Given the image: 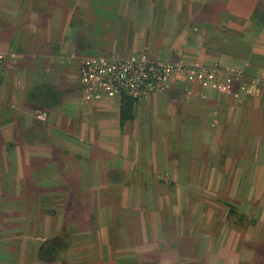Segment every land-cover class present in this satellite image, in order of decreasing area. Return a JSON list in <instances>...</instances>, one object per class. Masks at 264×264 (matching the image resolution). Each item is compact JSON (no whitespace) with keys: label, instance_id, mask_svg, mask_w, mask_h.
I'll list each match as a JSON object with an SVG mask.
<instances>
[{"label":"crops","instance_id":"1","mask_svg":"<svg viewBox=\"0 0 264 264\" xmlns=\"http://www.w3.org/2000/svg\"><path fill=\"white\" fill-rule=\"evenodd\" d=\"M38 1L26 0V5L32 8L30 9L31 13L26 11V16L29 14L31 16L27 20L26 50L24 53L26 56V89L29 88L28 91L26 90L25 95L28 100V93L34 92L36 88L40 89L43 86H48L61 91L63 96L59 100V104L55 105V108L47 109L51 112L48 124L45 126L38 121L44 125L45 135L33 138V144H30L27 138V133L35 122L30 111L38 108L44 109L41 102L43 99L34 97L28 101L26 100V120L21 136L24 143L21 147L26 151V190L41 189L48 191V189H51L63 192L70 191L71 197L69 201L71 207L81 208L89 207L88 205H90L100 209L105 208L107 215L109 214V216L106 215V222L109 221L111 223L108 225L109 229H111L110 226L112 225L110 217L112 209L132 208L135 209V212L139 209L140 223L144 230V241L135 247L138 254H143L140 255L142 258L138 261V264H152V262L148 261L151 259H161L160 262L162 264H184V261L181 260H186L190 257L185 253V250L190 247L187 244L191 243L196 233L184 226V220L183 225L179 220L181 217L185 219L183 215L194 205L206 207L205 210L208 214H204V222L209 225L208 228L213 222V232L206 231L204 234L203 240L209 239V245H206L208 249L204 248L203 242L204 251L199 253L201 258L197 261L200 263L203 260L204 264H237L240 254L244 253L245 245H242V243L245 240L238 243L240 239L235 230L238 225L233 221L226 220L229 208L223 216H218L215 211L218 207L222 208L223 204L220 202V199H222L226 202L225 208L229 207V205L234 206L238 212L240 211L245 216H252L256 220L260 214L257 210L258 208L255 207V199L252 198L254 196L252 194L254 184L252 183L250 188L244 187L245 183L241 187L239 184H235L232 190L236 192L246 190L250 192V195L247 201L232 203L229 202L231 197L225 199V194L218 188H216V191L210 192L206 188L205 180L202 181L201 179V176L207 174L223 177L231 172V174L238 175L239 171H241L242 175L255 176L256 174L257 169L250 167L249 164H246V166H237L235 164V160L239 156L237 151H225V146L223 145L228 142L226 141V137L229 138L227 135L225 137L222 131L217 130L214 135H211L210 131H207L211 126H217L214 123H217V119L221 117V114L226 116L227 113L228 118L226 121L229 123V119L233 118L232 116L234 115L232 111L235 109V102L233 103L230 97L221 96L199 85L186 84L185 87L181 85L174 87L168 94L154 95L146 102H138L135 108L134 120L126 122L122 129L120 124L121 100L117 99L108 104L86 103L80 96V85L77 91L73 88L74 84L79 81V66L72 68L68 65L64 67L60 63L58 64L60 62L59 59L67 56L70 48L68 41L65 39L67 37L66 32H71L72 28L71 23L67 21V15L72 16V9L76 7L78 9V5L71 7L73 2L78 0H69L70 6H66L65 9L62 7L64 4H61L62 6L60 4H51L52 7L50 2H46L49 5L47 7V4L39 5ZM94 1H102V3L98 5L90 3L88 8L81 7L88 12V15H92L94 12H96L97 18L102 15L101 21L93 18L86 27L87 32L93 33V31H96L98 33L97 43L94 40L95 35L86 37L90 45L89 50H91L87 52V54H91L88 56L94 55L92 54L93 47H91L94 43L93 49L100 55L118 54L129 56L140 51H145V53L152 51L155 52V55L149 52L148 54L154 58L156 56L157 59L174 61L180 58V54L187 53L185 58H189L190 61H199L200 57L198 59L197 55L194 54L195 51L190 49L192 46L200 47L202 45L200 41L194 45L192 43L188 44L189 41L179 44L174 36L167 37V34H165V38L160 37L158 25L154 22L156 19L153 18L156 14L154 1L157 0ZM149 1H151L150 11L141 9L145 4L148 5ZM161 12L164 13L163 11ZM41 17L47 23L41 21ZM147 30L148 32L146 33ZM49 31H53L59 36L54 37V33L50 34ZM12 33L13 31L10 29L9 32L4 31L6 35L11 34L13 36ZM109 33H113L111 40L106 38ZM15 38H18V36H15ZM53 38H55L56 43L52 42ZM6 46L9 47L10 44L7 43ZM45 49L46 53L43 51ZM165 53L169 55H165ZM234 53L233 49H231L227 54L220 53L219 58H217L218 54H213L212 58L214 57V62H216L214 65L222 67L245 65L246 68L254 65V62H249L248 59H245V56L237 51ZM201 58L205 61L204 55ZM245 70L248 71L249 69ZM256 75L264 76V71L257 70ZM1 90L3 98H6L5 93L8 91V95H11V100L16 101L18 97L16 92L7 90L6 87H0V92ZM5 101V99L2 100L1 104H5ZM246 102L242 104V109L251 106V103ZM1 104L0 136L4 138L5 143H17L18 136L15 135L16 116L13 114L10 115L11 117H3L5 109H3L4 106ZM188 105L190 107H187ZM191 108L199 116L198 109L202 111L203 115L200 117L202 123L189 125L191 121L188 120L182 109L186 111V109L190 110ZM253 111L256 112L257 121H259V117L261 118V126H263L264 105L261 107L258 105L251 112ZM178 112L184 116V121L177 116ZM51 116L52 118H50ZM189 118H192V116L189 115ZM213 118L214 121L212 122ZM252 120H254L253 116ZM179 122L184 123L182 124L183 126L181 125L182 128L186 125L191 129V133L188 130L189 139L186 135L187 141L198 133L201 137L200 143H203L202 139H204L206 144H214V151L209 152L206 156L207 161L205 158L203 163L198 162V153L182 152V147L176 145V143L180 144V142L177 141L175 143L174 140L170 142L172 146L165 149V155L160 157L157 147L154 146L156 141L152 142L151 139H148V131L146 135L141 134L143 128L147 130L150 127L161 129L160 132L157 131V136L159 133H174ZM158 124L160 126H157ZM143 125H146V127H143ZM226 126L229 132L232 125L226 124ZM139 127L140 139L137 135ZM179 133L185 134V131L183 132L182 130ZM131 137H133V141H130L129 138ZM237 143L238 140L233 141L234 145H237ZM131 147L133 156L129 153ZM212 153L217 157L219 155L222 156L228 162L218 164L215 169H212L210 164L212 159L208 160ZM35 161L39 163L38 166L32 164ZM63 161L65 163L69 161V163L65 164L67 168H64V166H60L61 169L59 170V167L52 168L50 166L46 168L51 163L63 165ZM162 162L163 164L161 165L160 163ZM190 163H193V165ZM232 163L234 166H232ZM261 164L262 162L255 165L258 168ZM164 176H168L170 182H174L172 183V186H174L172 189H167L166 186H169V183L167 185L160 184L159 178L162 177V180ZM192 176L200 177L196 182L200 187V189L196 188L198 192L202 190L204 193H208L207 197L204 196V202L202 200L197 202L196 195L198 193H196L195 189L193 191L190 190L189 194V188L185 187ZM168 177L165 180L169 179ZM194 181L192 180V182ZM181 185L183 186L181 187ZM221 186L222 190H224L223 185ZM231 186L233 185H227L225 188L231 189ZM83 191L92 192L88 196L89 199L80 198L75 194ZM91 200L94 203L91 204ZM66 201L68 200L66 199ZM85 201H88L87 203L89 204L87 205ZM191 202L193 204H190ZM158 208H167L168 211L162 216L158 212L155 215L154 211ZM112 212L114 213V211ZM40 216L41 220L39 221L44 224L43 231L46 234L51 220L46 214L42 213ZM51 216L49 214V217ZM59 216L61 218L64 217L62 214H59ZM101 216L98 217L100 224L105 218ZM51 218L53 219L54 217ZM160 218L162 222L159 221ZM255 220V225H251L252 229H250L251 226L248 228L250 237H246L247 243L253 242L257 238L255 236L256 231L264 226V217L260 216L257 221ZM159 225L162 227L161 231ZM108 228L100 227L98 235L105 237L104 232L108 233ZM160 233L162 234L160 235ZM46 236H39V234L33 237L26 236L30 240L26 242V245H31L32 241L47 242ZM108 237L110 241V234H108ZM105 240L106 238L102 239L104 241L103 252L107 251L102 257L103 261H106L111 254H109V241L105 242ZM43 243H39L41 244V249ZM232 244H234V248L238 252L230 251L228 247H231ZM26 249H28V246H26ZM24 251L25 249L22 245L20 251L22 255ZM188 254L193 256V253L189 251ZM232 255L235 256L233 257ZM164 256H170L171 262H164ZM69 257L71 258L70 253L67 254V261ZM22 261L23 257L19 259V264H22ZM5 264L8 263L5 262Z\"/></svg>","mask_w":264,"mask_h":264},{"label":"rangeland","instance_id":"2","mask_svg":"<svg viewBox=\"0 0 264 264\" xmlns=\"http://www.w3.org/2000/svg\"><path fill=\"white\" fill-rule=\"evenodd\" d=\"M38 2L41 6L49 2L50 5L60 4V6H62L61 4H64L65 6H62L63 9H65L66 6H70L69 0H39ZM90 3L98 5L102 3V1L78 0L74 1L73 5H71V7L78 5V9L77 7L73 8V15H67V21L68 23H71L70 25L72 28L71 32H66L67 37L65 39L68 41L70 48L68 49L67 56L59 59L60 62H58V64L60 63L61 66L65 67L68 65L72 68L79 66L80 68L82 60L90 57L88 55H91L89 53L87 54V52H90L91 50L88 51L90 45L87 44L86 37L95 35L94 40L96 43L98 42V33L96 31H93V33L86 31L88 23H90L93 18L94 20L97 18L95 15L96 12H94L92 15H88V12L81 8H88ZM229 4L232 6L231 10L233 11V15L228 11L221 10L223 8H227ZM258 4H261L264 8V0H157L154 1V9L156 14L153 18L156 19L154 22H156L158 25V33L160 37L165 38V34H167V37L174 36L177 39V43L179 44L189 41L188 44L192 43L194 45L198 44V41H200L202 43L200 47L198 46V48H196L195 46H192L190 50L195 51L194 54L197 55L198 59L200 57L199 61H194L200 62L201 65L208 67L219 66L214 65L216 62H214V57L212 58V55L218 54L217 58H219L220 53L227 54L231 49H233V53L237 51L241 55L245 56V59H248L249 62H254V65H250L247 68L245 65V67L243 65L238 67H229L233 70H241L243 74L241 81L232 83V87H230L227 92L220 93L211 90V87H202L207 88L209 91H213L221 96L230 97L233 100V103L235 102L236 106H234L235 109L232 111L234 112V115L232 116L233 118L229 119V123L226 121L228 118L227 113L226 116H223L220 113L221 117H218L217 123H214L217 126H211L207 131H210L211 135H214L216 130L222 131L225 137L227 135L229 138L226 137V141L228 142L226 145H223L225 146V151H237L239 156L236 158L235 164L237 166H246V164H249L250 167L257 169L256 174L255 176L242 175L241 171H239L238 175L234 173L231 174V172L225 174L223 177L207 174L205 176H201V179L202 181L205 180L206 188L210 192L216 191V188H218L220 191H222V193L225 194V199H229V197H231L229 202L232 203L247 201L250 195V192L246 190L237 192L232 190L235 184H239L241 187V185L245 183L244 187L250 188L253 183L254 191L252 194L254 196L252 198L255 199V207L258 208L257 210L260 214L259 217H264V124L261 126V118L259 117L260 122L257 121L256 112H251L252 109L256 108L258 105H260V107L264 105V76L256 75L257 70L264 71V48L262 49V47H264V24L261 22L259 23V21L262 20L260 15L255 16L254 20L248 18L249 11L253 9L254 5ZM47 7H49L48 4ZM31 8L32 7L29 8V6L26 5V0H0V55L4 57V62L0 64V87H6L7 90H13V92H16L18 95L16 101H14L11 100V95H8V91L5 93L6 98L2 97V90L0 92V104L2 100H6L5 104H1L4 106L3 109H5L3 112V117H9L10 115L15 114V135L18 136V144L5 143L4 138L0 136V264H5V262L8 264H19V259L21 257H23L22 264H138V261H140L142 258L140 255L143 254H138L135 247L137 244L143 243L144 241V230L142 228V224L140 223L139 209H137L136 212L135 209L132 208L112 209L114 213L110 211L112 215H110L112 225L110 226L111 229H109L108 225L110 222H106V217L109 216V214L107 215L105 208L100 209L96 206L91 207L88 205V201H85V203L89 207H71V203L69 201L71 197L70 191L63 192L54 191L51 189H48V191L41 189L26 190V151H24L21 147L24 144L22 142L23 138L21 136L22 131L24 130L23 125L25 124L26 120L27 98L25 93L26 90L28 91L29 89H26V56L24 53L26 50V29L28 27L27 20L31 14L26 16V11H30ZM150 8L151 1L148 2V5L145 4L141 7V9H147L148 11H150ZM262 11L264 13V10ZM28 13H31V11ZM101 16L102 15H100L97 20L101 21ZM40 20L47 23L43 17H41ZM9 29L13 31L12 34L14 38L11 34H4V31L9 32ZM47 31L46 34L49 38ZM147 32L148 30L146 33ZM52 33L54 32H50V34ZM109 34L106 38L111 40L113 33ZM15 36H18V38H15ZM55 36L57 37L59 35L54 33V37ZM52 42H55V38H53ZM7 43L10 44L9 47L6 46ZM93 44L91 47L94 48ZM12 46L13 48H11ZM93 48L92 54L94 55L91 57H95L98 54ZM43 51L45 53L47 52L46 49ZM148 52L145 53V51H140L133 53V55L141 53L148 54ZM149 53L155 55V52L151 51ZM12 54H16V57L12 58ZM98 55L108 58H127L132 56H121L118 54ZM165 55L169 54L165 53ZM186 55L187 53H182L180 54V58H178V60L176 59L172 62L184 60L185 62L194 63V61H190L189 58H185ZM203 55L205 57V61H203L201 58ZM67 57H72V59L67 60ZM155 58L157 57L155 56ZM245 69L249 70L247 71ZM78 83L74 84L73 86L75 91L79 89L78 86L80 83ZM255 84H258V89L251 88ZM181 85L185 87L186 83L182 82ZM243 85H246L244 90ZM79 90L80 96L84 100L81 86ZM171 91L172 90L162 94H168ZM245 101H247L246 103H251V106L242 109V104ZM191 102H193V100H191ZM95 103L108 104L112 102ZM253 105H255V107H253ZM187 107H190V105ZM198 111L200 116L198 113L193 112L192 108L190 110L186 109V111L182 109V112L188 117V120L191 121V124L189 125L202 123L200 117L203 115V113L200 109H198ZM42 112H46L48 114L46 120H41L38 118L39 113ZM30 113L35 119L34 124H36V121L41 122L45 126L48 124L49 116L51 114L49 110L33 109V111H30ZM189 115L192 116V118H189ZM177 116L182 118L184 121V116L182 114L178 112ZM252 116L254 120H252ZM50 118H52V116ZM162 121L165 122L164 120ZM213 121L214 118L212 119V122ZM182 124L184 123L179 122L177 124V128L175 129L174 133L169 132L163 134L159 133L161 129L157 127H155L156 129L150 127L148 128L149 130L143 128L141 134L146 135L148 131V139H151L152 142L156 141L154 146L157 147L160 157H162L161 155H165V149L170 148L172 146L170 142L174 140L175 143L177 141L180 142V144L176 143V145H180L182 147V152L188 151L192 154L198 153L197 160L198 162L203 163V160L206 158L208 153L214 151V144H206V140L204 139H202L203 143H200L201 137L198 135V133L194 134V136H192L193 138L191 137V139L187 141L186 135L189 139L190 136L188 135V130H190L191 133V129L186 125L184 128H182ZM226 124L232 125L229 129V132ZM44 125H42V128ZM157 126H160V124ZM143 127H146V125H143ZM182 130L183 132L185 131V134L179 133L182 132ZM157 131H159L158 136ZM137 135L140 139V127ZM129 139L130 141H133V137ZM235 140H238L237 145L233 144V141L235 142ZM129 153L131 156H133L132 147ZM209 159H212L210 162L212 169H215L218 164H225L228 162V160H224L220 155L219 157L214 156V153L209 156L208 160ZM260 162H262V164L257 168L255 164H260ZM67 163H69V161L66 163L63 161V165L51 163L46 168L50 166L52 168L59 167V170L61 169L60 166L67 168V165H65ZM32 164H34V166L39 165L37 161L33 162ZM160 164L162 165L163 162ZM190 164L193 165V163ZM232 166H234L233 163ZM167 177L164 176V179L162 180V177H160V184L167 185V183H169V186L166 187L167 189H172L174 187L172 186V183L174 182H170L169 177V179L165 180ZM198 178L200 177H190L188 185L191 187L188 185L185 187L189 188V194L190 190L193 191L195 189L196 193H198L196 195L197 202H199V200L204 202V196L207 197L208 193L206 194L202 190L198 192L196 189H200L196 183ZM192 180L195 181L192 182ZM221 185H223L224 190H222ZM227 185L233 186H231V189H226L225 186ZM182 186L183 185H181V187ZM75 194L80 198L89 199L88 196L91 195L92 192L83 191L76 192ZM66 199L69 202L66 201ZM220 202L223 204V206L222 208L218 207L215 212L218 216H223L229 207L225 208L224 205H226V202L224 200L220 199ZM90 203L92 204L94 202L91 200ZM190 204H193V202ZM205 208L206 207L194 205L189 209V211H187L185 215H183L185 216V219H182L181 217L179 220V222H182V225L184 220V226L190 228L191 230L195 231L194 233H196L194 239L191 240V243L187 244V246L190 245V247L185 250V253L190 256L188 258L190 260H181L184 261V264H204L203 260H201L200 263L197 261L201 258L199 253L203 252L204 248L208 249L207 246L209 245V239L203 240L205 237L204 234L206 231L213 232V222L211 223L212 225L210 224V228H208L209 225L204 222L203 216L204 214H208ZM167 211V208H158L155 209L154 214L156 215V212H158L159 215L162 216L164 213L166 214ZM42 213L44 215L46 214V216L51 220V223L49 224V230L46 234L43 231L44 224L39 221L41 220L40 214ZM49 214H51V217L54 218L52 219L49 217ZM59 214H62L64 217L61 218ZM101 214H103V216H101ZM212 215L214 214L212 213ZM236 215H238V217L239 215L246 217V219L243 221L245 226L238 225L237 223L239 222H236L235 218L228 219L226 217V220L233 222L235 221L234 223L238 225V227L235 229L240 239L238 243H241L243 242L242 240H245L244 243H242V245H245V250H243L244 253L240 254L239 261L236 263L264 264V226L260 228V230L258 229L256 231L255 236L257 238L254 239L253 242L247 243L246 237H250L248 228L251 225H255V219L252 216H245L240 211L238 212V210ZM100 216L103 218L105 217L101 224L99 223L98 218ZM259 217H257L255 221H257ZM159 221L162 222L161 218ZM102 226L109 229L108 233L104 232L105 237L98 235L100 227ZM252 226L250 229H252ZM159 227L161 231L162 227L160 225ZM36 234H39V236L47 235L46 238L49 241L48 244L55 245V254H50L52 256L49 260L42 261L39 259V252L41 250V244L39 243L43 242L32 241L31 245H26V242L30 241L27 238L36 236ZM108 234H110V241L108 240ZM161 234L162 233H160V235ZM104 238H106L105 242L109 241V254L111 253L106 261L102 260V257L107 252H103L104 248L102 249L104 245V241H102V239ZM203 242L205 245L204 248ZM22 245L25 249L23 255L20 252ZM26 246H28V249H26ZM228 248L230 251L238 252L234 248V244ZM188 251L193 253V256L189 255ZM259 251L260 254L258 255ZM45 253L48 254L47 252ZM68 253H70L71 258L69 257V260L67 261L66 257ZM137 256L139 257L137 258ZM232 256L234 257L235 255ZM163 260L166 263H170L171 257L164 256ZM148 261L152 262V264H162V262H160L161 259H151Z\"/></svg>","mask_w":264,"mask_h":264},{"label":"built area","instance_id":"3","mask_svg":"<svg viewBox=\"0 0 264 264\" xmlns=\"http://www.w3.org/2000/svg\"><path fill=\"white\" fill-rule=\"evenodd\" d=\"M11 57L15 58L16 54ZM71 59L67 57V60ZM3 62L4 57L0 55V64ZM242 74L241 70L229 67H208L184 60L172 62L141 53L127 58L87 57L80 66L79 83L86 103L113 102L124 96L141 102L153 95L167 93L181 86L182 82L211 87L215 92H227L232 83L241 81ZM257 85L251 88L258 89ZM245 88L243 85V90ZM47 117L46 112L38 116L41 120Z\"/></svg>","mask_w":264,"mask_h":264},{"label":"trees","instance_id":"4","mask_svg":"<svg viewBox=\"0 0 264 264\" xmlns=\"http://www.w3.org/2000/svg\"><path fill=\"white\" fill-rule=\"evenodd\" d=\"M231 4H229V6L227 8H223L221 10H225L230 12L233 15V11L231 10ZM262 5L258 4V5H254L253 9H251L248 13V18L251 20H254V17L257 15H260L261 17V21H259V23H263L264 24V13L262 10H264V8L262 9ZM87 44L89 45V42H87ZM89 50V49H88ZM62 92L59 90H56L54 88H50L48 86H43L40 89L36 88L34 90V92L32 93H28V100L32 99L34 97H38V98H42L43 100L42 102V106H44V109H53L55 108V105L59 104V100L62 99ZM138 101L135 100L134 98H131L129 96H124L121 99V105H120V124H121V128L123 129V127L125 126V123L128 121H133L134 120V116H135V108L137 105ZM39 109V108H38ZM42 124L37 122L36 124L33 125V127L28 131L27 133V138H28V142L30 144H33V138H39V137H43V135H45L43 128L41 126ZM40 135V136H39ZM45 141V140H44ZM237 210L234 206L229 205V212H228V219L231 218H235L236 222L238 225L240 226H245L243 221L246 219V217L242 216V215H236ZM238 217V218H237ZM235 222V221H234ZM249 225V224H248ZM49 241L45 242L42 246L43 249L40 250L39 252V259L40 260H49L51 258L52 255L50 254H55V245H49L48 244ZM45 252H47L48 254H46ZM258 252V251H257ZM260 254V251L258 253V255ZM41 256V257H40Z\"/></svg>","mask_w":264,"mask_h":264}]
</instances>
